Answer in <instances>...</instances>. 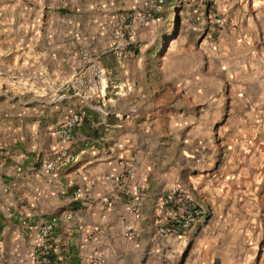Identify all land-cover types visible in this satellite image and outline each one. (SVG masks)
Returning a JSON list of instances; mask_svg holds the SVG:
<instances>
[{"label":"crops","instance_id":"crops-1","mask_svg":"<svg viewBox=\"0 0 264 264\" xmlns=\"http://www.w3.org/2000/svg\"><path fill=\"white\" fill-rule=\"evenodd\" d=\"M141 2L0 0V264H31L38 227L50 218V256L63 264H90L96 254L106 264H264V130L252 125L264 121V44L236 49L232 33L227 48L219 29L211 51L219 78L203 76L207 24L256 21L264 33V0L186 5L188 24L178 33L175 21L157 56L165 4L117 57L113 18ZM81 50L104 72L99 96L65 87ZM221 89L234 123H245L229 141L213 140L205 124V101L219 109ZM77 108L86 116L70 141L56 138ZM221 144L234 155L227 164L217 162ZM60 148L75 160L46 170ZM170 191L176 206L161 202ZM185 201L201 206L202 218L159 234Z\"/></svg>","mask_w":264,"mask_h":264},{"label":"built area","instance_id":"built-area-1","mask_svg":"<svg viewBox=\"0 0 264 264\" xmlns=\"http://www.w3.org/2000/svg\"><path fill=\"white\" fill-rule=\"evenodd\" d=\"M163 0H142L138 7L130 10L120 11L115 14L112 21L111 47L117 57L123 55L124 49L134 37L138 28L144 27L148 22L154 20L162 11ZM80 65L72 77L67 81L65 87L76 94L87 96H99L104 81V72L88 51L81 50L79 53ZM86 116L83 108L73 111L54 130L56 138L68 142L71 139L72 130L81 125ZM75 154L68 148H60L54 151L48 160L44 162L46 170H54L57 167H64L75 160ZM132 209H136L140 203V187H137ZM180 190V189H178ZM174 192L170 191L161 199L162 204L176 206ZM105 203L107 201H104ZM169 218L165 224L157 227L159 234L172 230L185 231L202 218V207L192 201L181 203L177 211H169ZM70 217V215H67ZM55 218L43 221L38 227V244L34 249L31 264H63L54 261L50 256V238ZM90 264H106L101 254H96Z\"/></svg>","mask_w":264,"mask_h":264},{"label":"rangeland","instance_id":"rangeland-1","mask_svg":"<svg viewBox=\"0 0 264 264\" xmlns=\"http://www.w3.org/2000/svg\"><path fill=\"white\" fill-rule=\"evenodd\" d=\"M174 1V6L176 9V13H177V19L175 17V13H174V6L170 8V11H168V13L164 14V17H166V21L164 22V26L162 29V33H160V35L158 36V40H159V44L158 46H156V48L154 49V53H157L158 55H162L164 56V53L166 52V48L165 46L170 45V38H171V32L174 31V25H175V21L176 24L179 28L178 33L182 32L183 29L186 27V25L188 24L189 20L186 19V15H188L185 11V9L183 7H186V5H189L190 3L196 2L197 0H173ZM210 2V4L218 1V0H207ZM220 3L222 5L226 4L227 1L229 0H219ZM242 2L245 0H241ZM166 6V5H165ZM170 6V5H169ZM164 7V5L162 6ZM191 10H188V12H190ZM169 20V21H168ZM220 20V19H219ZM231 22V21H230ZM255 22V26H253V28H248V23L245 20H237L235 23H231V27L234 29H231L229 26V21L226 17H221V20L219 21L220 24H218V22H209V26H211V24L213 26L210 27V29L208 30V36L206 37L205 41L203 42V76H204V80L207 82H214L217 81L219 78V75L216 74L215 69H213V58H211L212 55V47L213 44L215 43V39L217 37L218 34V30L221 29L222 33H224L223 35V39L226 41V47L229 48V39L228 37L231 36L232 33L236 34V37L238 40L235 41V47L236 49H246V48H253V49H261L263 48V44H264V39L262 38V35L264 34L260 28H259V24ZM214 23V24H213ZM170 27V30H169ZM251 29V30H250ZM236 31V32H235ZM168 32V33H167ZM166 33V34H165ZM238 46V47H237ZM232 48V47H231ZM214 53H217L218 50H213ZM171 55H174L173 53H170ZM220 79L223 80V75H221ZM212 92V91H210ZM221 94V101H220V107L218 109V105L215 101V103H212L211 99L210 100H206L205 101V105H204V109L207 111V117H206V121L205 124L207 126H209V130L212 133L214 139L216 140L218 137H221V139L224 138L225 136V140L229 141V137L228 134L232 133L234 131H237L238 128L235 127L236 125H240V126H244V122H236L234 123L233 119H234V111L233 114L230 111V100H229V96H228V90H224L221 89L219 92L215 91V94ZM216 98V97H215ZM257 102L255 103V105L258 106V109L260 108L259 106L262 104L261 99H257ZM232 105V104H231ZM2 108V107H1ZM256 112L257 108L255 107ZM231 113V114H230ZM259 113V112H258ZM252 125H254V128H256L257 130H264V121L262 120H258V121H254L252 123ZM244 129V128H242ZM241 129V130H242ZM220 134V136H219ZM220 148L218 149L216 158H217V162L218 163H224L227 164L230 162V158L233 157L234 155L231 152H225L226 151V146L225 144H221L219 146ZM225 149V151H224Z\"/></svg>","mask_w":264,"mask_h":264},{"label":"trees","instance_id":"trees-1","mask_svg":"<svg viewBox=\"0 0 264 264\" xmlns=\"http://www.w3.org/2000/svg\"><path fill=\"white\" fill-rule=\"evenodd\" d=\"M165 4H170L173 7L174 6V1L173 0H163V5H165Z\"/></svg>","mask_w":264,"mask_h":264}]
</instances>
